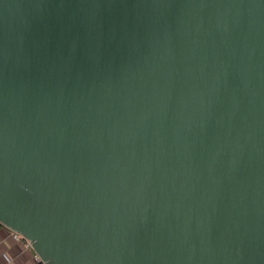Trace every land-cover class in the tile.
<instances>
[{
	"label": "water",
	"instance_id": "water-1",
	"mask_svg": "<svg viewBox=\"0 0 264 264\" xmlns=\"http://www.w3.org/2000/svg\"><path fill=\"white\" fill-rule=\"evenodd\" d=\"M0 224L41 264H264V0H0Z\"/></svg>",
	"mask_w": 264,
	"mask_h": 264
},
{
	"label": "crops",
	"instance_id": "crops-1",
	"mask_svg": "<svg viewBox=\"0 0 264 264\" xmlns=\"http://www.w3.org/2000/svg\"><path fill=\"white\" fill-rule=\"evenodd\" d=\"M30 244L0 224V264H40Z\"/></svg>",
	"mask_w": 264,
	"mask_h": 264
},
{
	"label": "built area",
	"instance_id": "built-area-1",
	"mask_svg": "<svg viewBox=\"0 0 264 264\" xmlns=\"http://www.w3.org/2000/svg\"><path fill=\"white\" fill-rule=\"evenodd\" d=\"M19 236H20L19 234L14 233V237H15V238H17V237H19ZM38 261L40 262L39 258H38Z\"/></svg>",
	"mask_w": 264,
	"mask_h": 264
},
{
	"label": "trees",
	"instance_id": "trees-1",
	"mask_svg": "<svg viewBox=\"0 0 264 264\" xmlns=\"http://www.w3.org/2000/svg\"><path fill=\"white\" fill-rule=\"evenodd\" d=\"M41 264V263H40Z\"/></svg>",
	"mask_w": 264,
	"mask_h": 264
}]
</instances>
